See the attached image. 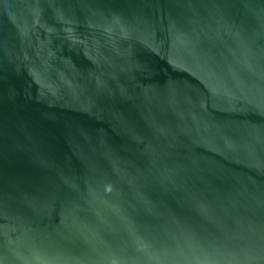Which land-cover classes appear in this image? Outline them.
Wrapping results in <instances>:
<instances>
[{
    "label": "water",
    "instance_id": "water-1",
    "mask_svg": "<svg viewBox=\"0 0 264 264\" xmlns=\"http://www.w3.org/2000/svg\"><path fill=\"white\" fill-rule=\"evenodd\" d=\"M0 264H264V0H0Z\"/></svg>",
    "mask_w": 264,
    "mask_h": 264
}]
</instances>
